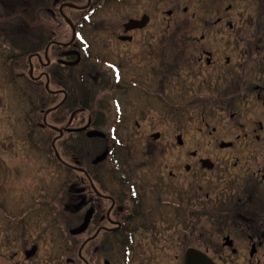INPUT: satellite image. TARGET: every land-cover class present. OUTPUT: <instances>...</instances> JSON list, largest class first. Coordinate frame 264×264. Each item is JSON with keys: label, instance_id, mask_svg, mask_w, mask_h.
<instances>
[{"label": "flooded vegetation", "instance_id": "obj_1", "mask_svg": "<svg viewBox=\"0 0 264 264\" xmlns=\"http://www.w3.org/2000/svg\"><path fill=\"white\" fill-rule=\"evenodd\" d=\"M112 1L37 6L23 29L42 34L26 50L14 47L15 0H0L6 57L21 66L28 51L31 83L18 71L12 102L35 109L0 121V264H264V86L245 70L232 81L229 57L209 46L242 38L222 33L231 6L208 23L179 0H115L116 26L79 39L84 15ZM241 94L251 103L234 109ZM191 104L201 120L227 107L237 131L213 126L190 149Z\"/></svg>", "mask_w": 264, "mask_h": 264}, {"label": "rangeland", "instance_id": "obj_2", "mask_svg": "<svg viewBox=\"0 0 264 264\" xmlns=\"http://www.w3.org/2000/svg\"><path fill=\"white\" fill-rule=\"evenodd\" d=\"M53 2L54 0H15V8H17V25L19 27V34H18V42L14 46L15 49H26L29 45L30 39L29 37L34 36V33L29 32L23 29V24L27 19L36 20L34 18L33 11L37 6H43L46 2ZM58 1V0H57ZM119 1V0H118ZM118 1L113 0L111 3H107L102 11L96 12L94 15L95 17L89 18L88 23L91 24L87 27H82V33L78 36V38L86 37L89 35L90 37H94L93 32L95 30H104V28H112L115 27L116 21L121 20L122 7ZM180 5L184 6L187 5L190 11L196 9L197 16L202 14L203 10L205 14H209L208 16L203 17L208 23H212L213 21V11L215 7H220L221 10L225 11V7L230 5L232 11L229 12V16L227 17L229 20L232 21L234 24L232 29L233 31H228L226 27L223 34H230V33H242V38L235 39L233 37H228V39L223 42H215L209 44L210 49L213 51H218L217 54L220 53L222 56L229 57V74L233 76L241 75L242 70L244 72L243 80H246L248 83L257 84L260 86H264V0H179ZM28 7H35L33 10L28 11ZM161 9L165 8L164 6H160ZM71 11V10H70ZM66 12L69 10L66 9ZM122 12V13H121ZM66 14V13H65ZM92 15V14H91ZM251 16V18H249ZM28 17V18H27ZM165 19V16L163 17ZM92 19H95V22H92ZM196 24L195 26V33L199 35V27L201 23L198 20L194 21ZM200 24V25H199ZM56 27V25H54ZM39 26L35 27L36 29ZM81 27V25H80ZM22 28V29H20ZM57 28V27H56ZM66 30H65V29ZM62 28V32H66L67 38L70 36V27L66 24ZM37 32V31H36ZM215 33V32H213ZM42 34V32L35 33ZM103 34V33H102ZM97 36L98 34L95 33ZM87 38V37H86ZM13 46V45H12ZM10 45L7 42L0 44V121L10 120L9 123L18 122L21 117L26 116L29 112L32 115L34 107L29 104V98L25 95L23 99V104H20V100H18V108L16 107L15 103L12 101L15 98V75H17L18 71H14L12 64L10 67V62L12 60L6 59V54L10 51ZM23 54V57L27 58V52L23 53V51H19ZM7 63L9 67L13 70L12 73L7 71ZM9 68V69H10ZM25 71L28 72L27 68L24 69L22 72L25 74ZM86 86L85 89L89 92L96 86ZM23 87L26 86L23 84ZM11 88L13 89L11 91ZM26 90V89H25ZM93 95L96 94V90H94ZM17 95V92H16ZM32 98H30V101ZM251 98L243 97L241 94L240 97H235V106L233 107L231 103H228L234 109L241 108L242 104L251 103ZM255 109L258 111V105L254 106ZM219 108V107H218ZM217 111H212L208 113V116H204V119L201 120L200 111L201 107L199 105H186L185 111L187 112V124L183 133L187 135L189 139V143L191 144L190 149L198 148V144H201V148L203 149L206 145V139L209 138L210 135L208 131L212 129V127L216 126L215 133H220L221 137L225 138L228 137L225 135L224 132L230 133V131L236 130V127L233 125V120L229 117V113L227 107L223 111L221 109ZM230 112V111H229ZM28 115V116H30ZM203 118V117H202ZM2 124V122H1ZM237 131V130H236ZM208 132V133H207ZM234 133V132H233ZM238 133V132H237ZM236 134V133H235ZM0 135H4V131H0ZM207 135V136H206ZM219 135V136H220ZM203 200L200 199L195 204V211L197 214L201 213V209L204 208Z\"/></svg>", "mask_w": 264, "mask_h": 264}, {"label": "trees", "instance_id": "obj_3", "mask_svg": "<svg viewBox=\"0 0 264 264\" xmlns=\"http://www.w3.org/2000/svg\"><path fill=\"white\" fill-rule=\"evenodd\" d=\"M61 1H69V0H61ZM37 8L38 7H36L35 8V10L33 11V14L34 13H36V11H37ZM69 10V9H68ZM71 11H73V10H71ZM72 13H74V14H76V13H79V12H75V11H73ZM85 20V18H83V20L82 21H84ZM79 26H80V24H79ZM23 53H26V52H23ZM26 54H28V52L26 53ZM27 56V55H26ZM10 57H6V59L7 60H12V59H9ZM19 63H21V66L19 65L18 66V64H16V63H13V60L10 62V67H11V64H12V67H13V70L14 71H19V72H22L24 69H26L27 68V70H28V63H27V58L25 59L24 57H23V54H20V56H19ZM9 67V64L7 63V71L9 72V73H12V69ZM21 67H22V69H21ZM10 68V69H9ZM17 68V69H16ZM23 73V72H22ZM24 74V73H23ZM25 79L27 80V82H28V85L31 83L30 82V80H29V77H28V74H27V71H25ZM30 82V83H29ZM30 86V85H29ZM75 101V100H74ZM74 101H72V103L74 104L75 102ZM75 106V105H74ZM35 113H32V115H34ZM28 115H30V113L28 114Z\"/></svg>", "mask_w": 264, "mask_h": 264}, {"label": "water", "instance_id": "obj_4", "mask_svg": "<svg viewBox=\"0 0 264 264\" xmlns=\"http://www.w3.org/2000/svg\"><path fill=\"white\" fill-rule=\"evenodd\" d=\"M63 5H67V6H71V7H76L75 5L70 4V3L69 4H63ZM63 5H61L60 10L62 9ZM65 20H66L67 24L69 25V27H71V29H72V37L74 38V35H75V27H73V24H72L71 20H69L66 16H65ZM72 233H77V230L76 229L72 230ZM194 257H195L194 255H189L188 256V262H187V264H193L192 259ZM199 264H204V263L200 262Z\"/></svg>", "mask_w": 264, "mask_h": 264}, {"label": "bare ground", "instance_id": "obj_5", "mask_svg": "<svg viewBox=\"0 0 264 264\" xmlns=\"http://www.w3.org/2000/svg\"><path fill=\"white\" fill-rule=\"evenodd\" d=\"M87 23H88V22H84V23L81 24V26H82V27H83V26H84V27H87V26H86ZM89 24H91V23L89 22L88 25H89ZM91 25H92V24H91Z\"/></svg>", "mask_w": 264, "mask_h": 264}]
</instances>
